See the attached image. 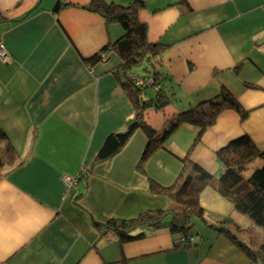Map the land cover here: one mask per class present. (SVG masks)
<instances>
[{
	"label": "crops",
	"instance_id": "1",
	"mask_svg": "<svg viewBox=\"0 0 264 264\" xmlns=\"http://www.w3.org/2000/svg\"><path fill=\"white\" fill-rule=\"evenodd\" d=\"M57 1L0 0V41L11 56L0 60V129L18 155L0 178V264H252L206 225L192 243L199 245L188 248H175L168 229L149 228L132 242L107 232L112 219L170 205L150 182L176 181L183 168L177 156L197 131L183 125L142 164L148 137L137 129L119 153L99 160L106 139L127 130L136 115L116 76L122 61L110 48L123 30L84 8L93 0H63L72 6L59 13ZM188 2L187 15L178 7L154 13L164 0L140 12L149 41L166 46L157 69L162 88L176 96L164 110L147 111L145 121L159 130L184 106L229 90L249 117L223 112L194 154L219 178L217 152L231 141L247 135L264 150V0ZM97 54L102 59L90 61ZM83 168L88 173L67 189L62 178ZM200 201L211 217L246 222L212 188Z\"/></svg>",
	"mask_w": 264,
	"mask_h": 264
},
{
	"label": "trees",
	"instance_id": "2",
	"mask_svg": "<svg viewBox=\"0 0 264 264\" xmlns=\"http://www.w3.org/2000/svg\"><path fill=\"white\" fill-rule=\"evenodd\" d=\"M154 0H130L127 3L107 0H93L84 8L97 13L107 20L108 24H118L123 30L122 36L110 48L116 51L122 64L116 76L126 91L135 108V120L127 130L112 133L104 142L98 154L99 160H106L119 153L137 129H141L148 137V143L141 157V162L148 160L155 151L166 149L168 140L183 126H193L197 133L193 143L181 160L183 168L171 186H163L153 180L150 182L151 192L166 196L171 200L166 209L150 210L129 219H112L106 227L122 242H132L145 237L149 228L168 229L175 239V248H188L199 245L189 242L188 237H203L194 232L193 218L200 219L208 228L214 229L218 236L224 235L237 246L252 264H264V150H261L247 135L231 141L217 152L223 165L219 178L198 165L194 159L195 151L202 142L205 132L213 127L219 116L234 110L242 121L249 117L233 94L221 88L218 96L209 100H201L181 108L169 118L159 130L145 121V113L149 110L161 111L175 99L162 88L165 80L163 73L157 69L161 64L166 46L160 42H151L148 38V25L141 21L140 12L146 10ZM154 10L161 12L171 7L182 9L183 15L193 11L188 0H164ZM69 3L58 0L54 12L71 7ZM1 17V15H0ZM102 59L97 54L90 61ZM135 67H143L145 76L142 82L132 78ZM18 155L6 133L0 129V178L7 173L6 166L17 159ZM259 162V164H257ZM256 164V165H255ZM253 168L252 173H246ZM212 188L219 195L230 201L235 210L246 222L239 223L232 216H213L201 204V194ZM201 236V237H200ZM182 237L187 242H182ZM180 239V240H177Z\"/></svg>",
	"mask_w": 264,
	"mask_h": 264
},
{
	"label": "built area",
	"instance_id": "3",
	"mask_svg": "<svg viewBox=\"0 0 264 264\" xmlns=\"http://www.w3.org/2000/svg\"><path fill=\"white\" fill-rule=\"evenodd\" d=\"M10 59H11V57H10L4 43L0 42V60L2 62L8 63L10 61ZM87 173H88V170L83 168L81 170V172L78 174V176H75V177L64 176L62 178V182L65 184L67 189L75 188L77 186V184L79 183V181L81 180V178L83 176H85V174H87ZM190 239H191V241L195 240L194 237H191Z\"/></svg>",
	"mask_w": 264,
	"mask_h": 264
},
{
	"label": "rangeland",
	"instance_id": "4",
	"mask_svg": "<svg viewBox=\"0 0 264 264\" xmlns=\"http://www.w3.org/2000/svg\"><path fill=\"white\" fill-rule=\"evenodd\" d=\"M1 42V41H0ZM7 49V48H6ZM8 51V50H7ZM9 53V52H8ZM10 55V54H9ZM11 57V56H10ZM11 60V59H10ZM10 62V61H9ZM132 73H136V74H138V75H141V76H135V75H132V78L133 79H135V80H137V81H140V82H142V77H144V73H145V71H144V69H143V67H135V68H133L132 69ZM143 74V75H142ZM175 95H174V99H175ZM166 108V107H165ZM164 108V109H165ZM163 109V110H164ZM252 171H253V168H251L247 173H246V175L247 176H249L251 173H252ZM193 222H194V226H193V229H194V232L195 231H197L198 233H201V231L203 232V230H201L200 228H201V226H203L204 228H205V224L203 223V222H201L200 221V219H197L196 217H194L193 218ZM191 236H189L188 237V240H189V242H193V241H191ZM187 239H185V238H183L182 237V242H187L188 241Z\"/></svg>",
	"mask_w": 264,
	"mask_h": 264
}]
</instances>
